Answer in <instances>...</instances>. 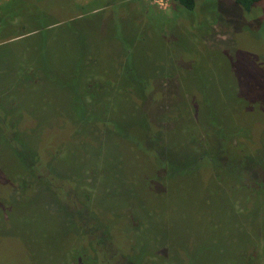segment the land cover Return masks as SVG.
Returning a JSON list of instances; mask_svg holds the SVG:
<instances>
[{
    "label": "rangeland",
    "instance_id": "obj_1",
    "mask_svg": "<svg viewBox=\"0 0 264 264\" xmlns=\"http://www.w3.org/2000/svg\"><path fill=\"white\" fill-rule=\"evenodd\" d=\"M195 3L0 0V264H264V0Z\"/></svg>",
    "mask_w": 264,
    "mask_h": 264
},
{
    "label": "trees",
    "instance_id": "obj_2",
    "mask_svg": "<svg viewBox=\"0 0 264 264\" xmlns=\"http://www.w3.org/2000/svg\"><path fill=\"white\" fill-rule=\"evenodd\" d=\"M262 1L263 0H235V3L237 5H239L245 12L248 13L251 11V9L253 8L254 5H256ZM172 4L180 5L181 7H183L184 9H186L188 11H194V9L196 7L195 0H172ZM87 89H90V87ZM106 123H108V122H106ZM8 139H9V142H11L12 144H14L16 142L14 145L15 147L18 146V142H17V140H15L16 139L15 136L10 135V138H8ZM35 163H36V161H34V160H32L30 163L29 168H31L33 171H34V164Z\"/></svg>",
    "mask_w": 264,
    "mask_h": 264
},
{
    "label": "built area",
    "instance_id": "obj_3",
    "mask_svg": "<svg viewBox=\"0 0 264 264\" xmlns=\"http://www.w3.org/2000/svg\"><path fill=\"white\" fill-rule=\"evenodd\" d=\"M148 2L150 5L158 8L161 11H165L172 5V0H143Z\"/></svg>",
    "mask_w": 264,
    "mask_h": 264
}]
</instances>
